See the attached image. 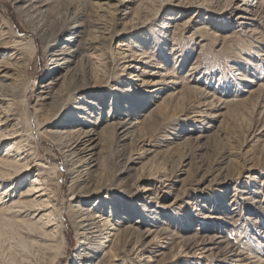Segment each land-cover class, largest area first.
<instances>
[{"label":"rangeland","instance_id":"obj_1","mask_svg":"<svg viewBox=\"0 0 264 264\" xmlns=\"http://www.w3.org/2000/svg\"><path fill=\"white\" fill-rule=\"evenodd\" d=\"M179 1L130 0L131 10L124 18H120V21H115V13L110 16L106 10L112 6V11H115L119 0H106L107 6L102 8L103 12L100 14L106 17L105 20L110 27L114 25L118 30L127 28L125 33L115 35L111 53H108V56L106 54L110 59L101 68V80L106 84L105 92L109 93L111 87L120 79L127 84L131 83L129 76L134 75L131 74L134 70H130L132 63H125L127 60L121 57L125 39L138 31L139 35L145 34L144 39L139 38L142 39L141 42L133 41L146 47L148 46L147 41H144L146 37L156 36L153 38L157 40L164 38L160 33L164 22L171 23L173 27L168 30L173 32V40L168 42V45L178 53L179 58L178 63L177 60L175 63L172 61L168 63L169 66H176L175 78H181L184 84L178 89V93H175L178 100L171 105L166 122L155 128L143 123L141 117L159 101L152 93L156 88L149 85L151 78H154L150 74L155 71L154 67L151 65L143 68L144 66L140 65L142 68L134 72L138 79H132L133 84L129 88H137L145 96L147 104L143 109L130 110V120H141L142 123L135 128L134 141L128 144L129 146L126 145L124 150L118 149L115 138L109 145L111 153L106 163L107 168L100 173L108 188L100 193V196H105L106 192L112 191L115 187L130 188L133 201H136L141 196L143 188H154L149 180L132 186L141 170L155 178L159 176L166 178L171 175V180L181 181L172 185L171 182H166L176 189L174 196L179 197L180 201L160 218L162 222L169 223L168 227L170 226V230L175 234L172 241L163 240L164 246L172 243L168 249H164L170 259L165 264H182L181 262L186 260L192 264H239L230 263L229 260H225L226 263H219V258H225L226 248L234 245L242 249L241 252L243 251L242 253L249 258L252 255L253 259H257L256 256L262 257L264 254V9L252 34L242 33L240 29L234 28L223 32L219 31V28L230 25L231 22L235 23V16L218 19L213 13L220 10L224 4L226 6L231 4L232 0H189L195 4L193 8L196 9L187 14H179L183 12L176 6ZM44 2L47 4L46 14L50 19L40 15L30 21L19 14L12 5V0H0V20L10 29L13 36L26 42L29 40L34 42L35 52L21 83V90L28 104L25 110L19 107L21 112L18 119L26 137L23 139L24 145L34 149L36 160L56 170L51 171L52 181L45 182L42 179L41 182L46 187L52 186L56 189L60 205L57 215L65 216L61 225L66 237L65 251H62L64 255L58 264H73L77 261L75 255L79 253L77 250L80 247V240L72 220L67 216L72 176L60 146L43 133L40 113L46 114L50 108L41 104L37 97L40 86L53 77L49 58L52 42L50 40L45 42L35 32L38 27L45 25L43 27L51 34L55 29L57 15L67 8L82 11L87 21L91 22L98 20L96 17L98 14L93 5L94 0H44ZM200 10L202 15L198 17L196 14ZM165 18H170L171 21L163 22ZM154 46H157V43L149 47ZM150 51L155 52V57L160 54V51L153 49ZM30 52L31 48L27 47L28 56ZM105 52L103 49L102 54ZM75 94L73 92L71 95ZM71 95L66 104L74 107L77 101L71 98ZM205 105L207 107H204ZM38 109L41 110L36 113ZM107 111L108 108L104 113ZM203 115L204 117H201ZM96 120L98 124L101 122ZM209 125L214 128L207 129ZM110 135L113 138V134L109 132L108 137ZM144 149H151V153L143 155ZM139 154L143 158L134 166L136 171H132L129 177L121 176L118 173L120 160L118 157L120 155L126 158L137 157ZM29 183L30 181L26 185ZM4 188L5 186L0 189V199ZM169 189L157 185L154 193L161 198ZM174 196L170 197V201L175 198ZM97 200V196L92 197L87 207L92 209L97 204L96 211L101 210L104 205L98 204ZM148 202L146 201L145 205ZM230 210L235 215H232ZM225 212H230L231 215H225ZM221 214H224L222 216L224 218H221ZM136 218L140 221L146 220L143 216ZM212 221L216 223L215 228L214 226L207 228V223ZM187 225L193 230L189 227L190 231L183 230ZM221 229L223 236L226 237H223L225 242L214 246L208 245L207 239L214 237ZM25 232V224L14 223L12 220L0 222V264L16 262L24 264L27 260L26 255L33 264H48L52 254L44 256L37 255L31 248L24 250L22 242L25 241ZM189 238L193 243L190 249L187 244ZM160 245L161 243L155 242L151 250H157ZM143 246L138 245L133 250L132 245L128 253L110 264H137L144 252ZM180 252L182 257H176L173 262L172 256ZM186 253L188 257H185ZM148 256L146 253L143 257L147 259Z\"/></svg>","mask_w":264,"mask_h":264},{"label":"bare ground","instance_id":"obj_2","mask_svg":"<svg viewBox=\"0 0 264 264\" xmlns=\"http://www.w3.org/2000/svg\"><path fill=\"white\" fill-rule=\"evenodd\" d=\"M105 1L94 0L93 5L98 14L96 16L98 20L94 22L87 21L82 11L67 8L57 15L54 22L55 29L51 34L43 27L45 25L35 30L36 35L45 42L49 40L52 42L51 57H49L51 58L50 72L53 77L55 76L40 86L37 95L41 104L50 108L48 113H40L43 120L41 126L44 129L43 133L54 139L60 146L72 176L67 216L72 220L80 240V247L77 250L79 253L75 255L77 261L73 264H110L128 253L132 245H134L133 250L138 245H144V252L137 264H165L170 259L164 249H168L172 243H167L165 246L162 243L167 239L172 241L175 234L170 230V226L168 227L169 223L162 222L160 218L180 201L179 197L174 196L176 189L171 185L181 181L171 180V175H169L170 178L169 176L155 178L141 170L132 182V186L149 180L154 188H143L141 196L133 201L130 188L115 187L116 189H112L115 192L108 191L106 195L104 194L105 196H100V193L108 188L100 173L107 168L106 163L111 153V151L109 153V145L112 140L115 138L118 149L124 150L126 145L134 141L135 128L142 123L141 120H130V110L143 109L147 104L145 96L137 88H129L133 80L138 79V75L134 72L142 68L140 65H143V68L153 65L155 71L150 74L154 78H151L149 85L156 88L152 93L156 95V99H159L148 113L141 116L143 123H148L155 128L162 126L169 116L171 105L178 100L175 93H178V89L184 83L181 78H175L176 66H169L168 63L170 61L175 63L176 60L178 63L179 59L178 53L168 45V42L173 40V32L168 30L173 27L171 23L164 22L171 21L170 18H165L161 26L162 32H158L167 41L164 38L159 41L153 38L156 36L152 38L148 36L144 40L148 44L146 47L137 42L138 40L141 42L145 34L139 35L138 31L131 33L132 35L125 39L126 43L123 44L125 48L121 54V57L127 60L125 63H132L130 70H134L131 73L134 75L129 76L131 83L127 84L120 79L111 87L109 93L105 92L106 84L101 80V68L110 59L106 57V54L108 56V53H111L115 35L125 33L127 29L123 27L118 30L114 25L113 27L108 25L106 17L100 14L103 12L102 8L107 6ZM132 2L119 0L115 11H112V6L107 7L106 10L110 16L115 13V21H120V18H124L131 10ZM12 3L25 19L33 21L36 16L47 17V4L44 0H12ZM176 6L183 10L179 14L192 13L196 9L193 8L195 4L189 0H180ZM263 9V0H232L231 4L227 6L224 4L220 10L215 11L213 16L218 19H229L230 16H235V23L231 22L230 25L219 28V31L228 32L230 28H234L240 29L242 33L252 34L261 19ZM196 15L198 17L202 15L201 10ZM156 43L157 46L149 47ZM27 47L31 48L29 56L26 54ZM103 49L106 51L105 54H102ZM151 49L160 51V54L155 57V52L152 53ZM6 50L7 52H4ZM34 52L33 40L26 42L24 39L13 36L10 29L0 20V181L2 182H0L2 185L0 189L5 186L0 199V222L12 220L14 223L25 224V241L22 242L24 250L31 248L37 255L52 254L48 264H58L65 251L66 237L61 228L65 216L57 215L60 205L56 189L52 186L46 187L41 182L42 179L45 182L52 181L51 171L56 170L36 160L34 149L24 145L23 139L26 137L18 119L21 112L19 107L25 110L28 104L22 93L21 83L29 70ZM248 81L251 83L250 79ZM120 85L123 86L119 88ZM125 87L128 88L125 90ZM53 89L56 90L53 91ZM73 92L76 93L75 96L71 95ZM70 95L77 101L74 107L66 104ZM106 108L108 111L104 113ZM40 110H36V113ZM96 119L101 122L96 123ZM212 128L214 126H207L209 130ZM109 132L113 134V138L111 135L108 137ZM150 150L144 149L143 155L150 154ZM142 158L140 154L137 157L129 156L128 158L120 155L118 173L129 177L135 170L134 166ZM124 159H126L125 162ZM29 181V185H26ZM166 182H171V185ZM157 185L170 189L166 190L165 196L160 198L154 193ZM95 196L98 197V204L104 205L99 211H96L97 204L92 209L87 207L88 202L90 203L91 198ZM172 196L175 198L170 201ZM146 201H149L147 205H145ZM230 211L232 215H235L232 210ZM231 214L225 212V215ZM223 215L221 214V218H224ZM137 216L139 218L143 216L146 220L140 221L136 218ZM215 226L214 221L207 223V228H215ZM188 227L191 229L187 225L183 230H188ZM223 235L221 229L214 237L207 239L208 245L224 243L226 237ZM148 239L150 240L146 242ZM155 242L161 245L157 250L152 251L151 248ZM187 244L190 249L193 245L190 238ZM226 249L225 258H219V263H226L225 260H229L230 263L264 264V254L262 257L255 255L257 259H253L252 255H250L251 258L245 256L243 251L241 252L242 249L235 245ZM146 253L149 255L147 259L143 257ZM181 255V252L174 254L173 262L176 257H182ZM185 257H188L187 253ZM25 258L27 260L24 264H33L27 255ZM181 263L192 264L189 260Z\"/></svg>","mask_w":264,"mask_h":264}]
</instances>
